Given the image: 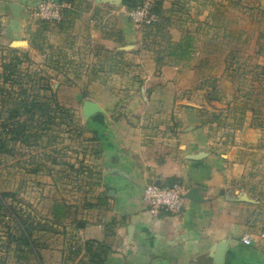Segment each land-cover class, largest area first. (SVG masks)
I'll return each instance as SVG.
<instances>
[{"label": "crops", "instance_id": "obj_1", "mask_svg": "<svg viewBox=\"0 0 264 264\" xmlns=\"http://www.w3.org/2000/svg\"><path fill=\"white\" fill-rule=\"evenodd\" d=\"M42 1L0 0V118L28 101L22 79L2 77L13 57L30 50L47 55L51 45L61 49L54 57L86 58L81 70L91 74L78 85L113 86L121 75L104 76L107 63L140 38L124 2L73 0L51 23L35 14ZM9 2L24 6L19 16ZM169 45L163 63L152 52L140 62L141 48L133 49L140 80L124 84L139 92L127 103L118 96L107 105L83 98L82 105L93 100L104 112L85 118L81 107L78 128L60 107L58 117L68 121L51 154L45 148L0 154V264H95L92 250L106 251L101 264H216L223 243L220 264H264V95L238 80L236 55L227 59L214 45L205 54ZM195 54L202 58L189 64ZM19 64L23 75L28 66ZM66 70L55 94L77 84L76 61ZM41 86L48 87L45 80ZM74 90L57 93L55 103L81 99ZM3 100L18 105L3 109ZM175 182L197 188L204 200L186 198L180 213L152 215L144 188ZM242 192L254 201L232 199ZM245 234L251 244L242 242Z\"/></svg>", "mask_w": 264, "mask_h": 264}, {"label": "rangeland", "instance_id": "obj_2", "mask_svg": "<svg viewBox=\"0 0 264 264\" xmlns=\"http://www.w3.org/2000/svg\"><path fill=\"white\" fill-rule=\"evenodd\" d=\"M126 9L129 20L136 25L134 27L140 34V38L136 39L134 43H130L132 46L124 48V56L110 59L107 63L106 66L110 72L105 71L104 76L120 74L121 77H126L124 80L119 77L116 81H112L113 86L85 87L78 85L83 84L86 75L91 74L89 71L81 70L83 67L81 63H85L82 60L84 57L78 59L54 57V53H58L61 49L52 48L51 45H47L46 50H44L47 55L30 50L26 54L22 53L11 59L10 62L16 68L22 62L23 68L26 69L28 66V71H23V75L20 71L15 70V75L12 78L16 80L14 83L22 79L27 85L23 89V93L28 94V102L38 100L37 108L33 107L31 113H22L18 119L20 122H24L23 137L17 139V142L21 141L23 150H20V142H16L15 149L11 153L13 157H20V154L27 155L32 152L36 154L38 150L43 148L51 154L53 142L57 140L54 138L58 137L59 130L64 128L62 125H67L68 121L58 117L57 110H60V107L61 111L59 112L62 113L63 111L68 113L70 110L74 115L71 119V125L78 128L83 98L87 97L107 105L108 101L118 96L127 103L134 93L139 92L138 87L131 86L132 83L128 86L125 85L131 80L135 81L136 78V83H139L140 80H138L140 74L138 66L141 64L136 63L132 56L133 49L136 47L141 48L142 51L140 62L149 56V52H152L154 58L163 63L166 57L164 53L168 52L170 43H182L184 46L193 49V52L196 53L197 50H201L204 54L209 52L214 45L218 50H222V54L227 59L236 55L234 61L240 64L238 80L246 83V87L252 93L264 95V17L262 15L264 0H136L135 5L126 6ZM196 56L202 58L201 55L195 54V57L191 56L193 59H190L188 63L197 62ZM20 57L21 59H19ZM90 59L91 56L89 55L86 61L91 62ZM72 61H76L79 69L76 72L77 76H75L77 84L75 87L68 84L63 90H60L61 92L57 93L61 97H66L68 89H75V93L82 94L81 99L79 96L75 103L69 104L67 102L61 105L55 103L56 99H51L50 106L43 109L41 104L44 102V97L48 98L52 91L55 92L54 84L57 80L61 77H67L66 68ZM59 63H63L62 70L48 71L47 68L54 69L57 65L59 67ZM134 66L137 68L134 69ZM116 67H118V73H116ZM41 80H45L48 87L41 86ZM17 105L3 100L1 107L8 109L10 106L15 107ZM126 107L128 109V104L116 109V112L121 113L123 112L122 108ZM18 120L0 118V132L3 133V126L7 124L8 126L11 124L9 129H12L15 127L14 122ZM4 135L0 134V138L3 139ZM41 152L44 151L41 150ZM260 174H264V165Z\"/></svg>", "mask_w": 264, "mask_h": 264}, {"label": "built area", "instance_id": "obj_3", "mask_svg": "<svg viewBox=\"0 0 264 264\" xmlns=\"http://www.w3.org/2000/svg\"><path fill=\"white\" fill-rule=\"evenodd\" d=\"M68 3L60 0H44L36 8V16L42 20L58 23L64 17L65 8ZM187 187L181 182H175L171 186L162 187L152 184L144 188L143 200L152 215H157L160 210L171 214H178L182 211ZM244 244H251L252 240L249 234L241 238Z\"/></svg>", "mask_w": 264, "mask_h": 264}, {"label": "trees", "instance_id": "obj_4", "mask_svg": "<svg viewBox=\"0 0 264 264\" xmlns=\"http://www.w3.org/2000/svg\"><path fill=\"white\" fill-rule=\"evenodd\" d=\"M60 1L70 3L73 0H60ZM135 1L136 0H124V5L127 7H131V6L135 5ZM10 61H12V60H10ZM10 61L4 64V72L2 75L4 81L13 80L12 78L15 75L16 67H14L15 65L13 66L12 65L13 63ZM54 96H55V92L52 91L50 94V97H48L47 99L45 98L44 102H42V104H41L43 109L48 108L50 106V103L54 99ZM37 103H38V100H34L32 102L27 101V102L22 103L23 104V110H20L19 108L13 109L12 111L15 113V115H13V117H10V119L14 118V120H18L20 118H17V117L20 116V113H24V112H26V113L30 112L31 113L32 112L31 109L33 107H36V108L38 107ZM14 123H15V127H12V129H9L12 125L10 124L8 126V124H7V125L3 126V130H2L3 133L0 132V134H3V135L5 134L3 139L0 138V154L6 153L5 150H8L9 153H13V151H14L13 150L14 147H11L10 149L7 148L8 146H7V143L5 140L13 141V144H15L17 142V139H21L20 137H23L24 122L22 123L18 120ZM19 125H21V126H19ZM2 196H4V194H2ZM94 244H95V242H92V244H88V245L92 246ZM89 249L92 250V248H89ZM105 253H106V251H103V250L100 252H94L92 250V255L94 257V263L95 264H101L104 257H105ZM96 257H98L99 259L95 260Z\"/></svg>", "mask_w": 264, "mask_h": 264}, {"label": "water", "instance_id": "obj_5", "mask_svg": "<svg viewBox=\"0 0 264 264\" xmlns=\"http://www.w3.org/2000/svg\"><path fill=\"white\" fill-rule=\"evenodd\" d=\"M124 0H105V2H108L110 4H121ZM8 6L10 7V10L13 15L19 16L21 10L24 8L19 3L15 2H9ZM127 47V46H126ZM98 112H104V109L100 107V105L93 100H85L82 105V114L85 118H89L95 113ZM185 198H192L198 201L204 200V196L200 194L199 190L195 187L189 188V190L186 191L184 194ZM234 200H240V201H254L253 199L249 198L248 195L245 192L239 193L237 197H232ZM225 243H223L218 250V255L216 256V264H220L221 259L223 257L224 249H225Z\"/></svg>", "mask_w": 264, "mask_h": 264}]
</instances>
